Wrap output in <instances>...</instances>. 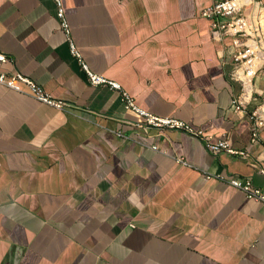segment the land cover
Here are the masks:
<instances>
[{
    "label": "crops",
    "instance_id": "0c3cea01",
    "mask_svg": "<svg viewBox=\"0 0 264 264\" xmlns=\"http://www.w3.org/2000/svg\"><path fill=\"white\" fill-rule=\"evenodd\" d=\"M214 1L61 0L67 36L55 0H0V50L11 58L0 72L66 103L0 83V264H264V203L206 177L264 190V130L250 142L248 120L264 72L247 111L234 110L232 48L200 15ZM69 39L140 107L227 134L248 159L137 125L120 90L88 81Z\"/></svg>",
    "mask_w": 264,
    "mask_h": 264
},
{
    "label": "built area",
    "instance_id": "2783aa9c",
    "mask_svg": "<svg viewBox=\"0 0 264 264\" xmlns=\"http://www.w3.org/2000/svg\"><path fill=\"white\" fill-rule=\"evenodd\" d=\"M57 4L56 17L61 27L69 35V22L66 18L61 0H55ZM200 15L209 21L211 36L220 42L228 40L232 48L231 68L229 70L230 80L239 85V91L233 96L232 104L234 110L246 112L248 106L254 101V80L264 70V6L261 0H216L213 3L202 7ZM70 40L71 52L80 63L81 69L85 71L88 81L92 85H106L110 88L120 90L121 99L125 108L136 112L143 119V124H137L144 128H156L160 131L165 129H178L198 137L203 141L208 151L217 154L225 151L229 154L239 155L248 159V152L236 148L227 134L215 138L204 132L202 129L194 128L190 123L170 117L159 116L151 113L136 104L135 100L121 88L120 84L100 73L93 71L83 60L81 53ZM11 61V58L0 50V64ZM0 83L15 89L24 91L35 97L38 101L64 108L66 103L63 100L53 98L44 88L34 80L21 72H14L6 77L0 72ZM20 83L26 86L22 89ZM262 106H255L248 114L250 122V142L259 143L264 130V109ZM157 148V146H153ZM264 152V148H263ZM182 164H187L183 157L176 158ZM264 172V170H261ZM207 178H217L229 185L241 190L249 199L264 203V190L252 183L250 179L231 176L226 177L221 173L206 174Z\"/></svg>",
    "mask_w": 264,
    "mask_h": 264
},
{
    "label": "rangeland",
    "instance_id": "374dc122",
    "mask_svg": "<svg viewBox=\"0 0 264 264\" xmlns=\"http://www.w3.org/2000/svg\"><path fill=\"white\" fill-rule=\"evenodd\" d=\"M262 71L264 72V70H262ZM259 106H260V107L262 106V108L264 109V97L261 98V101H260ZM263 109H262V110H263ZM263 114H264V113H263Z\"/></svg>",
    "mask_w": 264,
    "mask_h": 264
}]
</instances>
